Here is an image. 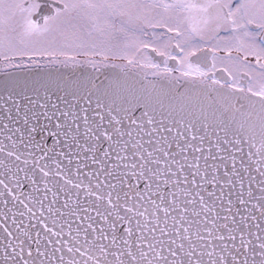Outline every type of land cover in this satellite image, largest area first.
Wrapping results in <instances>:
<instances>
[{
    "label": "snow or ice",
    "instance_id": "snow-or-ice-1",
    "mask_svg": "<svg viewBox=\"0 0 264 264\" xmlns=\"http://www.w3.org/2000/svg\"><path fill=\"white\" fill-rule=\"evenodd\" d=\"M0 264H264V0H0Z\"/></svg>",
    "mask_w": 264,
    "mask_h": 264
}]
</instances>
